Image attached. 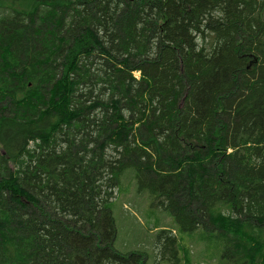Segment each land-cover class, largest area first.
Here are the masks:
<instances>
[{
  "label": "trees",
  "instance_id": "16d2710c",
  "mask_svg": "<svg viewBox=\"0 0 264 264\" xmlns=\"http://www.w3.org/2000/svg\"><path fill=\"white\" fill-rule=\"evenodd\" d=\"M126 169L215 264H264V0H0V264H148L114 247Z\"/></svg>",
  "mask_w": 264,
  "mask_h": 264
},
{
  "label": "rangeland",
  "instance_id": "374dc122",
  "mask_svg": "<svg viewBox=\"0 0 264 264\" xmlns=\"http://www.w3.org/2000/svg\"><path fill=\"white\" fill-rule=\"evenodd\" d=\"M113 197L110 209L116 225L115 249L122 252L144 251L149 255L148 264H156L152 255L156 236L159 230L167 228L177 238L175 264H215L211 251H200L203 243L197 232L191 235L178 231L173 216L167 210L151 205L149 193L137 188L132 170L124 171ZM158 264L169 263L162 261Z\"/></svg>",
  "mask_w": 264,
  "mask_h": 264
}]
</instances>
